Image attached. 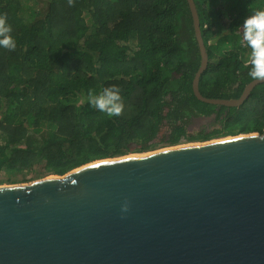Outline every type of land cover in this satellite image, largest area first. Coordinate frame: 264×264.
<instances>
[{"label": "trees", "instance_id": "trees-1", "mask_svg": "<svg viewBox=\"0 0 264 264\" xmlns=\"http://www.w3.org/2000/svg\"><path fill=\"white\" fill-rule=\"evenodd\" d=\"M41 1L43 14L31 3ZM219 1L195 0L209 53L200 90L238 98L252 81L239 28L264 0H234L227 25ZM0 14L17 44L0 47V169L41 163L64 174L149 140L164 120L214 107L193 91L201 54L188 0H0ZM112 84L121 87L124 109L109 117L87 95ZM247 101L251 123L237 120L228 133L263 130L264 83Z\"/></svg>", "mask_w": 264, "mask_h": 264}, {"label": "water", "instance_id": "water-1", "mask_svg": "<svg viewBox=\"0 0 264 264\" xmlns=\"http://www.w3.org/2000/svg\"><path fill=\"white\" fill-rule=\"evenodd\" d=\"M201 62L209 65L195 0ZM127 202V212L121 206ZM0 264H264V128L0 185Z\"/></svg>", "mask_w": 264, "mask_h": 264}, {"label": "clouds", "instance_id": "clouds-1", "mask_svg": "<svg viewBox=\"0 0 264 264\" xmlns=\"http://www.w3.org/2000/svg\"><path fill=\"white\" fill-rule=\"evenodd\" d=\"M240 26L243 29L241 47L250 50L248 76L254 81L264 80V7L252 9ZM12 31L6 14H0V47L15 50L17 44ZM121 91L116 84L104 87L99 93L90 89L87 102L109 117L119 116L124 109ZM128 208L127 202L121 206L122 212H127Z\"/></svg>", "mask_w": 264, "mask_h": 264}, {"label": "rangeland", "instance_id": "rangeland-1", "mask_svg": "<svg viewBox=\"0 0 264 264\" xmlns=\"http://www.w3.org/2000/svg\"><path fill=\"white\" fill-rule=\"evenodd\" d=\"M234 0H226V1H219L218 3L215 4V8H221L225 10V13L223 16L220 15L221 20L223 23H225L226 25L229 24L232 21L231 18V14H233L236 10V6L233 5ZM33 4V6H36V8L38 10H40V12L43 14L45 13V6H46V2H31ZM235 8V9H234ZM262 8V7H261ZM23 14L25 16H28V8H26L23 12ZM241 31H243L242 27L240 26L239 28ZM227 30H224V32H226ZM250 106V101L246 103L245 101V105H241L239 107H232L233 109H231V116L230 119L228 120V127H232L234 124L237 123V120H240L241 122L244 120H247L248 118L251 117L252 113L249 110ZM245 123L250 124L251 121L248 119ZM173 125L172 121H163L161 122V131L158 133V135L155 137V144H151L150 142H125L127 143V148H118V149H114L112 151V156L116 157V156H121V155H130L131 153H147V152H151V151H156L159 149H163V148H168V147H172L175 145H180V144H185V143H194L196 141H193L191 139H181L179 141H177L176 143H171L167 140H165V135L167 133V129L169 127H171ZM239 128V127H238ZM264 128V127H263ZM259 131V130H256ZM256 131H251V132H256ZM140 131H138L136 134H138V136L140 135ZM245 133H250V132H239V133H227V134H222V135H216L213 136V138L209 139V140H214V139H221V138H228L231 136H235V135H241V134H245ZM199 142V140H198ZM10 150V149H9ZM98 159V158H96ZM93 159V160H96ZM92 160V161H93ZM90 162V161H89ZM55 173H52L50 171H47L44 169V166L41 163L36 164L34 167H32L31 169H22V167L18 166L16 167L15 165H10V164H6L5 166H3L0 169V185L2 184H10V183H17V182H27V181H31V180H35L38 178H42V177H46L49 175H53Z\"/></svg>", "mask_w": 264, "mask_h": 264}, {"label": "flooded vegetation", "instance_id": "flooded-vegetation-1", "mask_svg": "<svg viewBox=\"0 0 264 264\" xmlns=\"http://www.w3.org/2000/svg\"><path fill=\"white\" fill-rule=\"evenodd\" d=\"M231 109H233L231 106L225 104H214L210 111L201 110L179 121L169 120L172 121L173 125L167 129L164 139L171 143H176L181 139H191L192 142H198V140L207 141L216 135L227 134ZM160 125L161 123L153 137L145 142L155 144V137L161 131Z\"/></svg>", "mask_w": 264, "mask_h": 264}, {"label": "bare ground", "instance_id": "bare-ground-1", "mask_svg": "<svg viewBox=\"0 0 264 264\" xmlns=\"http://www.w3.org/2000/svg\"><path fill=\"white\" fill-rule=\"evenodd\" d=\"M252 133H256V132H252ZM241 135H245V134H241ZM232 137V136H231ZM229 138V137H228ZM148 153V152H147ZM141 154H145V153H131L130 155H141ZM123 156H128V155H121V156H116V157H123Z\"/></svg>", "mask_w": 264, "mask_h": 264}]
</instances>
